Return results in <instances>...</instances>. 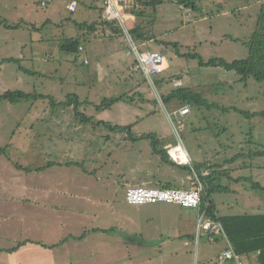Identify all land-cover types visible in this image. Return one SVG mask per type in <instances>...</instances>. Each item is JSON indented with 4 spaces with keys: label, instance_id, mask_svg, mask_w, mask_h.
Listing matches in <instances>:
<instances>
[{
    "label": "rangeland",
    "instance_id": "rangeland-1",
    "mask_svg": "<svg viewBox=\"0 0 264 264\" xmlns=\"http://www.w3.org/2000/svg\"><path fill=\"white\" fill-rule=\"evenodd\" d=\"M71 1L0 0V96L21 91L53 100L17 104L0 101V149H5L0 156V179H33L32 184L41 186L42 192L56 189L61 196L65 194L66 199H59V204H67L68 214L64 218L69 225L63 228L64 233L61 231L65 243L60 246L69 245L66 249L59 247L57 253L62 255L68 249L69 264H93L98 260L99 264H137L124 258L115 262L109 256L97 259L88 247L92 249V245L104 242L110 246L121 243L129 249L138 232L145 236V245L154 243L155 247L149 246L147 251L150 264H173L176 260L180 264H202L204 259L214 260L216 251L210 242L204 235L197 236V209L167 203L130 205L124 200L109 204L114 192L124 193L130 187L162 188L158 179L152 178L154 173L160 179L182 180L177 188L189 190L192 185L188 175L160 165L151 153L149 141L127 143L126 135L111 132L104 125L83 123L73 107L62 103L74 94L81 102L79 112L91 117L94 123L132 125L134 137L155 135L166 145H175L180 139L190 163L212 161L218 155L223 161L239 153L251 165L264 164V156L249 158L251 152L258 151L254 144L264 147V122L249 121L234 112L200 114L190 107L184 114L181 112L185 108L169 111L160 99L163 90L136 70L134 55H127L125 34L112 37L109 27L101 24L94 31L79 30L76 26L97 21V8L102 7V1L94 4L91 0H75L77 8L70 11ZM197 1L199 11L180 8L175 2L148 9L157 40L177 44L179 55L197 54L205 62L246 59L245 43L254 32L264 0ZM125 26L129 29L130 22ZM71 38H80L79 53L67 54L59 49L62 42ZM136 44L140 51L164 52L170 68L160 76L168 79L181 74L182 86L202 94L209 103L249 112L264 110V83H239L234 72L200 67L197 60L180 57L171 46ZM5 59L16 62L2 63ZM174 81L179 80L173 79L166 90L176 88ZM118 96H126L125 101L109 109H95L104 98ZM42 116L47 117L38 120ZM233 142L240 143L239 149L232 146ZM14 163L28 171H18L11 166ZM49 166L51 170L47 169ZM95 180L100 182L96 184ZM256 181L251 179L243 186L249 192L246 197L255 200L260 196L259 202L264 192L252 189ZM258 182L262 186L264 179ZM218 184L221 183H215ZM222 185L226 183L223 181ZM179 229L194 236L186 247L180 239H167ZM41 230L48 229L40 222L24 228L15 234L18 239L12 245L23 243L26 238L46 242L38 237ZM15 237L11 233L10 238ZM9 244L8 236L0 238V246ZM169 247L178 256L172 258ZM242 260L245 264H257L256 258L251 262Z\"/></svg>",
    "mask_w": 264,
    "mask_h": 264
},
{
    "label": "trees",
    "instance_id": "trees-1",
    "mask_svg": "<svg viewBox=\"0 0 264 264\" xmlns=\"http://www.w3.org/2000/svg\"><path fill=\"white\" fill-rule=\"evenodd\" d=\"M95 4L97 1L101 0H91ZM134 2V8L130 10V13L134 15L135 19L130 22V27L128 33L130 34L132 40L135 43H147L154 42L165 47L171 46L175 53L179 55L177 44H165L157 40L154 32L152 31L154 20L149 18L147 14L148 9L155 10L156 7L165 2H175L178 6H182L186 9H191L192 11H199L197 6V0H131ZM98 10V19L90 24L82 23L76 24L79 30L86 29L94 31L98 24L109 27L112 37L124 35L122 29L117 24V22L109 23L103 19V5ZM200 14L202 12L200 11ZM203 16V15H202ZM80 38L66 39L59 45V49L67 54L79 53L82 48H80ZM248 49V57L244 60H235L233 62H227L223 59H210L205 62L197 54H183L180 57L192 58L198 61L200 67H219L226 72H234L238 77L239 83L247 84L248 81L253 80L258 84L264 83V3L260 8L255 22V29L251 35L249 41L245 43ZM13 63L16 62L14 59H5L2 63ZM134 62H136L134 60ZM87 64V63H84ZM182 75L178 74L175 76H170L166 79L164 77H156L152 79L153 84L157 88H161L162 93L160 94V99L162 104L173 111V108H185L190 107L193 111L203 114L204 112L210 113L213 111H223L226 113L234 112L240 117L252 121L261 120L264 122V110L249 112L241 110L239 108L230 107L223 108L216 103H209L202 94L191 90L190 88H184V86L166 90V87L171 84L172 80H181ZM165 92V93H163ZM126 96H118L111 98H104L101 103L95 106L97 111L104 109H109L111 106L125 101ZM51 100L49 97L36 94H27L21 91H8L0 96V101H5L10 104H17L19 102H29L37 100ZM66 107H73V111L77 116L82 117L83 123L96 125H104L111 132H119L120 134L126 135L125 142L131 143L133 145L137 144L142 140L149 141V147L153 156L158 158L159 164L168 167L171 170L177 171L178 173L184 175H192L195 172L200 179L202 184L201 190V210H206L209 220L213 223H218L222 227V230L227 237L228 241L232 245L235 253L241 258H245L251 262L253 258H256L257 264H264V215H243V216H233V217H218L215 213L214 204L212 202L211 196L213 193L224 192L225 189L214 187L213 179L214 175L217 174V165H211L210 161L203 162H191L189 165H178L173 162L166 150V144L161 142L155 135H143L140 137H134L130 126H112L105 122H93L91 117L79 112V106L81 102L77 95L71 94L67 96V100L62 103ZM196 113V114H199ZM254 144V143H253ZM176 145V144H175ZM258 151L251 152L249 154L250 160L256 157L264 156V147L254 144ZM260 149V151H259ZM5 154V149H0V156ZM18 169L26 170L21 166L15 164ZM208 170L209 174L206 176L201 175L203 170ZM28 170H26L27 172ZM153 179H158L157 184H160L162 188H174L176 186L175 179L173 177L158 178L154 173ZM255 189H262L257 183L253 185ZM193 239V237H192ZM64 241H60L56 245L46 246V248L53 249L60 246ZM23 243H18L8 252H14L20 248Z\"/></svg>",
    "mask_w": 264,
    "mask_h": 264
},
{
    "label": "crops",
    "instance_id": "crops-1",
    "mask_svg": "<svg viewBox=\"0 0 264 264\" xmlns=\"http://www.w3.org/2000/svg\"><path fill=\"white\" fill-rule=\"evenodd\" d=\"M169 68L170 65L168 62L167 70H169ZM167 70L165 72H167ZM180 81L182 82V80ZM42 117H38V120L43 121L47 116ZM70 128L71 127H69V129ZM240 131H243L242 128H240ZM239 144L240 143L233 142L232 146L239 149ZM22 152L25 151L22 150ZM216 157L217 159L215 158V160L210 161L212 163L211 165H217V174L214 175L212 184L214 185V187L225 189L224 192L213 193L211 196L216 215L218 217L264 215V197L260 198L262 200H260L259 202H257V199H259L260 196L255 197V200L246 197L247 193L249 192L244 189L243 186V183L251 182V179H256L257 181L255 183L257 184H259L258 179H264V164L251 165V163H248L244 160L243 154L239 153L237 155L231 156L230 159H226L223 161L219 159L220 155ZM14 165L11 166L16 168L18 171H21ZM21 167L23 168V166ZM252 168L253 173L251 172ZM47 169L51 170L52 168L49 166ZM203 171H207L209 174L208 170L205 169ZM22 173L25 174L24 172ZM30 174L31 173L26 174V176ZM16 180L17 181L15 182L12 179H0V208H2V212H0V238L8 236V240L10 241L9 245L0 246L4 247L0 248V264H60L61 262L63 264H69L68 262L71 258L68 257V249L62 255L57 253L59 247L60 249H66L68 248L69 244H66L64 247L58 246L53 249L45 247L56 245L57 243L62 241L61 239L63 236H61V231L63 232V228L66 225H69V222L64 218V215L68 214L67 204H59V199H66L64 198L65 194L61 196L60 191H57L56 189L52 192H42V189L40 188L41 186L32 184L33 179ZM179 181H175V184L181 185V183H183L182 180L181 182ZM223 181L226 183V185H222ZM94 182L98 184L100 181L95 180ZM217 182L221 184L215 185V183ZM261 188H264V183ZM252 189L259 192H264V190L262 189L253 188V185ZM51 200L52 202H50ZM43 201L45 203L41 204V202ZM50 215L54 217L60 215L62 216V218L48 220L47 216ZM37 222L44 224V228L48 229L44 231L41 230L38 234L39 239H46L44 240L46 242H35L29 238H26L27 241H25L20 248H18L14 252H8L9 249L15 247L14 245H12V243H14L18 239L17 237H15V234L18 232L20 233L24 228L30 227V225L33 226ZM7 232H9V234H6ZM184 232H181V230L179 229L177 230L176 234L170 236L171 238L167 239H180L183 241V246L186 247L191 243V241L194 240V236L191 233L187 234ZM11 233L14 234L15 238H10ZM211 234L215 237V242L210 244L212 246V249L216 251V256L215 259L210 262L204 259L202 264H234L231 261L222 259V253L227 248L225 239H223L222 236L215 231V229H213ZM162 235L163 234H160L159 236L163 238ZM202 235H204L208 241V236L206 234ZM200 236L201 235H199V237ZM52 237H55V239H53ZM144 237L145 236L141 232H138L135 241L132 242V244L129 246V249H127V245H122L121 243H118L117 245L114 244L112 246L104 242L97 243V245H92V249L88 247L89 253L91 254L93 251L97 259H103L109 256L115 262H121L124 258L128 259L130 263L150 264V254L149 252H147L148 247L150 246L154 248L155 246L154 243L151 245L146 243L145 245ZM157 248L161 250L162 246L159 245ZM168 252L171 254L172 258H174V256H178V254L172 247L168 248ZM92 263L99 264V260L98 263ZM172 263L180 264L177 260ZM184 264L188 263L184 262Z\"/></svg>",
    "mask_w": 264,
    "mask_h": 264
},
{
    "label": "built area",
    "instance_id": "built-area-1",
    "mask_svg": "<svg viewBox=\"0 0 264 264\" xmlns=\"http://www.w3.org/2000/svg\"><path fill=\"white\" fill-rule=\"evenodd\" d=\"M103 3V19L109 23L117 22L120 28L123 30L126 40L128 42L127 55H134L136 61V70L142 72L144 77L152 83V79L155 76L162 75L168 69V61L164 53L161 52H149L140 51L137 44L132 40L126 28V22H131L135 19L134 15L130 13V10L134 8V2L131 0H101ZM42 3V6H45ZM183 8L182 6H179ZM77 3L72 1L68 9L75 11ZM86 63V61H85ZM174 87L178 88L182 86V82L174 81ZM188 107L182 110L181 114L186 113ZM189 109V108H188ZM175 147H182L185 151L186 158L183 157L180 152H176L174 155L171 153ZM167 153L170 159L178 165H189V156L183 147L180 139L176 145H167ZM201 175H208L207 171H202ZM192 177L194 179H192ZM188 180L191 181L192 187L187 190L183 188H159V187H130L127 188L124 193L114 192L112 195V201L109 200V204H113L114 201L124 202L130 205H148L156 203L175 204L183 208H193L198 210V237L199 235L206 234L210 243L215 242V237L211 234L213 229L218 232L227 243V248L222 253V259L231 261L234 264H245L242 258L237 255L225 236L222 227L218 223H213L209 220L206 210H201V190L202 184L199 176L193 172L188 176ZM108 204V205H109Z\"/></svg>",
    "mask_w": 264,
    "mask_h": 264
},
{
    "label": "bare ground",
    "instance_id": "bare-ground-1",
    "mask_svg": "<svg viewBox=\"0 0 264 264\" xmlns=\"http://www.w3.org/2000/svg\"><path fill=\"white\" fill-rule=\"evenodd\" d=\"M176 152H180L183 157V160H185L184 158H186V154L182 147H175L171 153L174 155Z\"/></svg>",
    "mask_w": 264,
    "mask_h": 264
}]
</instances>
